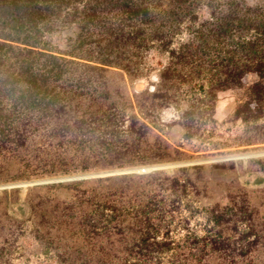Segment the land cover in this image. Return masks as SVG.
I'll use <instances>...</instances> for the list:
<instances>
[{"label":"trees","instance_id":"trees-1","mask_svg":"<svg viewBox=\"0 0 264 264\" xmlns=\"http://www.w3.org/2000/svg\"><path fill=\"white\" fill-rule=\"evenodd\" d=\"M152 1L0 0V181L123 167L138 157L151 162L141 155L150 126L140 120L134 103L127 106L130 112L119 104L115 78L124 76L123 70L140 76L139 49L165 36L169 63L139 105L168 106L178 101L184 85L195 83L215 101L218 91L243 87L255 74L250 99L240 104L236 117L264 129V0L209 3L211 18L175 48H170L172 37L185 17L194 25L200 20L198 5L171 0L164 14L173 15L172 24L161 31L164 22L155 26ZM63 13L80 29L67 51L45 40L52 18ZM94 31L107 41L96 60L81 55L89 42L86 33ZM117 42L126 48H117ZM199 102L205 98L181 113L190 135L204 114ZM187 169L108 175L91 187L68 182L69 200L39 193L53 184L37 185L32 188L35 236L62 264H264V214L247 195L208 208L204 233L171 238L172 213L192 182L184 175ZM19 199V188L0 194L5 240L22 225L9 214V204ZM4 253L0 247V260ZM164 254L170 255L166 263Z\"/></svg>","mask_w":264,"mask_h":264},{"label":"rangeland","instance_id":"rangeland-1","mask_svg":"<svg viewBox=\"0 0 264 264\" xmlns=\"http://www.w3.org/2000/svg\"><path fill=\"white\" fill-rule=\"evenodd\" d=\"M191 1L198 5L195 12L199 14L200 20L194 25L189 17H185L179 25L180 31L172 37L170 48L190 39L193 34L191 30L211 18L210 8L207 6L209 3L224 2ZM245 1L256 4L262 0ZM171 6V0L151 2L156 15L155 26L164 22L161 31L170 29L173 15L164 13H167ZM64 15L65 13L61 17L52 18L53 30L45 36V40L60 51L71 49L80 34L77 22L65 19ZM86 36L89 42L85 44L81 55H92L96 60L98 51L103 49L107 41L100 40L101 34L96 31L86 33ZM167 38L169 37L165 36L154 40L149 48L139 49L136 57L143 71L140 76L134 77L127 70H123L124 76L117 75L115 78V83L120 88V92H116L119 104H124L130 112L132 109L127 106L134 103L140 120L147 121L150 126V131L144 138L141 155L151 158V162L142 163L138 157L134 163L123 167L112 166L62 175L0 181V194L6 189H20V199L9 204V214L22 222L8 240L0 236V247L5 248L0 264H62L56 252L46 251L34 233L32 188L37 185L53 184L51 188L40 190L39 193L59 200H69L72 199V193L64 186L68 182L81 181L83 186L91 187L97 185L98 178L108 175L159 170L174 174L180 168L186 167L188 169L184 175L190 177L192 182L189 183L188 195L181 206L172 213L174 221L170 227V236L176 240L187 233H204L210 223L207 209L215 203L229 204L232 196L247 195L249 201L256 204L264 214V129L257 128L254 123L246 124L236 117L240 104L250 99L249 87L258 76L249 74L243 87L218 91L215 101L209 96L205 97L204 91L195 83L193 86L184 85L177 96L178 101H172L168 106L160 109L143 107L139 105L141 94L156 87L163 67L169 63L170 53L164 46ZM117 43V48L122 45L124 47L123 43ZM201 98H205V102H199L204 114L197 116L196 124L191 129L194 133L190 135L189 128L181 123V113L188 108L190 102ZM140 168L147 170H134ZM188 200L191 203L190 208L186 207ZM169 259L170 255L164 254L162 261L168 262Z\"/></svg>","mask_w":264,"mask_h":264},{"label":"water","instance_id":"water-1","mask_svg":"<svg viewBox=\"0 0 264 264\" xmlns=\"http://www.w3.org/2000/svg\"><path fill=\"white\" fill-rule=\"evenodd\" d=\"M135 171H144L147 170V168H140V169H134Z\"/></svg>","mask_w":264,"mask_h":264},{"label":"clouds","instance_id":"clouds-1","mask_svg":"<svg viewBox=\"0 0 264 264\" xmlns=\"http://www.w3.org/2000/svg\"><path fill=\"white\" fill-rule=\"evenodd\" d=\"M146 171V170H145Z\"/></svg>","mask_w":264,"mask_h":264}]
</instances>
